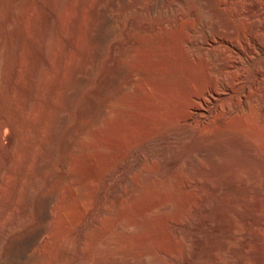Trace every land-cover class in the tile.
Returning a JSON list of instances; mask_svg holds the SVG:
<instances>
[{"label":"rangeland","instance_id":"obj_1","mask_svg":"<svg viewBox=\"0 0 264 264\" xmlns=\"http://www.w3.org/2000/svg\"><path fill=\"white\" fill-rule=\"evenodd\" d=\"M17 1H21L19 3L20 5L15 4L18 3ZM20 1L0 0V34L3 38H6L3 41L6 45L3 43L2 46H5V50H3L2 47L0 49V53L2 54L3 52V57L0 56V58L3 59L1 60L2 62L0 61V80L2 79V82L0 81V119H5L4 121L9 122V124H11L10 126H12L9 127L11 128L10 130L8 127L5 128V133L9 134L15 131V134H17V137H19L20 140H18L16 142L17 144H14L13 146L7 142L8 139L6 138H3L0 142V165L6 167L8 171L7 174H9L3 182L2 193L0 192V241L4 239L6 234L13 231V226L15 230L18 228V225L22 226L24 225V221L27 223L28 220L34 217L28 209L21 204L20 191L22 194L23 189L18 192L19 195H17L15 200H12L11 202L9 199V190L12 189V181L14 178H20L23 184H25V182L28 183L31 177V166L27 169H22L21 167H18L20 165L15 166L16 164L14 161V165L11 163L13 166L12 168V166L6 162V150L2 149V147L8 143L9 149L13 148V150H15L18 147L14 151L15 155L18 153L22 154V149L27 147V140L31 137L35 146L33 154L46 151L51 157L48 156L47 159L50 161V165L53 167L52 169L56 172L59 170L61 171L62 167L58 162L59 155L55 154L56 152L51 151L53 150L50 148L51 145H45L43 142L44 140H41L40 138L43 137L42 139H45L44 136H46L47 133L45 131H48L50 125L52 126V120L54 121L55 117L57 118L65 115L68 116L69 120L70 117H72V121L70 120V122H72V143H74V145L82 143L79 135L86 130L88 122H86L85 119L76 122L75 118H77L79 112L83 109L81 108L83 107V101H81L82 104L80 101H73L69 104L66 101H61L63 99V94L60 93L63 91L62 89H64V86L66 87L68 83H70L71 79L72 81L74 79V82L72 83H76L75 78L77 79V74L78 76H87L89 71L92 69L94 70V67L96 71L95 63L91 61L92 59L89 58L90 56L88 53H85L87 52V39L83 38L84 35L86 37L85 32L89 21L90 8L96 0H61L59 8L55 6L56 4H54V0ZM31 1H33V3ZM199 1L201 4V19L204 23L203 34H207L217 28L215 26L220 24L224 13L218 10L220 13L216 11L214 13L215 15H211L214 4L210 0ZM23 2H25V4L28 2V5L31 4L32 6H29L30 8L32 7L30 11H33L32 13L30 12L31 16L28 15L29 19L27 22L25 20L24 25L20 26L18 25V21L19 16L21 15V9L24 6H28L25 4L23 6ZM186 2L188 1L117 0L115 1L116 5L114 4L112 6V8H114H111L109 12L111 15L114 14L115 16L109 29H112L113 35L117 34L114 37H120L122 35L121 26L123 23L121 21L127 20L128 18H125L133 16V13L138 14L141 18L146 19L148 17V20L157 22L156 20H161V17H164V15L166 17L168 15L169 8L171 9L177 4H186ZM243 2H245V0H240L239 2L238 0H235V2L231 3L232 7L231 5L228 6L227 10L232 12L233 9L235 10L240 5H243ZM155 3L159 7L158 11L148 12L147 8ZM20 6L23 7L21 8ZM145 6L148 7L145 8ZM66 10L67 12H65ZM137 10L139 13H137ZM63 11L68 16L65 17ZM38 12L40 14H37ZM74 13L76 14L75 16L73 15ZM8 14L11 17H9ZM8 17L10 18V21L12 20L11 22L8 21ZM38 17L41 18L42 21H45V23L49 21L46 24L50 25V35L53 33L52 36L54 38H50L51 42H55L52 43L53 51L57 49L53 54L60 57L63 56L61 55L63 52L65 53L72 49V51L70 50L68 52L69 54L67 52L65 53V61L61 64L63 69V72L61 71L62 73H59L58 71V66H60L57 63L59 60L58 57L56 59V64L54 61L56 56L54 55L55 58L53 57L54 59H52L51 57L53 55L51 54L52 56L50 59L47 53L48 51L46 52L48 49V45L46 44L48 42L46 40L48 39H46L47 37L43 28L45 23H43L44 25L37 24L35 26L34 20L35 18L39 19ZM69 17H72L71 27L68 24L69 21H67ZM73 17H76V19L74 20ZM187 18L189 19L190 17ZM187 18L183 19V21L178 24H182L183 26L185 23L195 24L193 17L189 20ZM83 23L86 24L83 25ZM221 23L224 22L222 21ZM49 25L47 26L49 27ZM182 25H165L164 27H161L160 30H166L165 32L168 31L167 34H172L171 36H168L172 37L175 35V31L179 30ZM240 26L242 29L239 30L244 31L243 23L242 25L240 24ZM21 27H24L26 30ZM51 27L53 28V31ZM12 28L15 30H12ZM222 28L224 32L225 28ZM228 30L224 33L229 38V41L232 43L240 41V33H237L236 35L232 30ZM26 32H29V34ZM26 34L33 37L30 39L33 43L26 40ZM16 35H19L20 39L17 38V41L19 39V44L15 41L17 37ZM23 36H25L26 41L23 40ZM173 37L171 39H173ZM156 38L157 36L155 39ZM77 40L78 42L79 40L82 42H79V44ZM157 40L159 41V38ZM65 43L68 48L64 47ZM53 44L55 45L53 46ZM15 45L17 47L24 46L25 49L22 47L23 55L25 54L26 56H23V59L28 57L27 53L29 52V49L32 47L38 49H31L32 51L30 52H34V54L30 56L32 59H36H34V61L39 60V62L42 63H39L40 66L36 69V71L39 72H35L33 77L28 74L25 66L22 67L23 70L21 69V72L15 73L16 70L14 68H16L15 56L17 49ZM29 46L31 47L29 48ZM63 47L66 48V50L63 49ZM220 47V44L217 47H210V49L207 50L208 52L205 53L207 59L217 60L216 57L221 53H223L222 56L231 59V51L229 52V48H226L225 46ZM41 57H44L45 60L43 58L40 59ZM161 57L163 58L152 57L151 59L154 58V60L150 59L152 61H150L151 63L148 61L149 63L147 67H153L150 68L152 69V73L150 70L136 73L135 77L137 76V82L140 83V86L143 84L150 85L163 78L162 72L164 70L162 71V66L166 65L165 62L167 59H165V56ZM243 59V72L245 71L244 73L248 76V81L244 83L243 86L238 81L235 82V87L233 86L230 92L219 91L218 93L213 94V96L208 95V101L213 102L210 104L212 112L209 116L203 117L204 119H200L195 115L191 121L183 122L177 115H163V110L165 111L167 108L161 102L162 100L160 101V99L157 98L155 89L143 91L142 88H139V90L132 88L131 93L136 92L137 98L133 100L127 97L128 99L124 102L122 101L123 103L121 101H111L109 102L111 104H107V102L103 103V101H99L101 103V109L109 108L114 112L116 110L119 114H114V116H112V114L109 116V120H105V124H102L98 129L96 128V134L94 133L96 137L93 136L94 138H92V140L90 139L92 142L90 140L87 142L88 146L86 144L87 148H85L82 153L72 154V164L70 165L72 181L66 182L62 186L59 193V201L57 200V202L61 203L59 204L55 202V205L53 206L54 210L52 209V220L54 222L51 221V225L48 227L50 230L47 229L40 245L38 244L34 251L29 250L27 255L21 257L18 255L20 248L19 241H14L10 245L7 254H0V259L5 262L4 264H264V198H261V200L258 201L259 203L257 202L258 207L254 206L255 199L259 197V195L264 197V130H262L264 129V125H261L264 124L262 123L264 122V120H262L264 119V115H262V113H264L262 112L264 111V108L261 107L264 105V80L260 83H257L254 80L258 64L264 66V56L254 58L244 57ZM66 61L68 64L66 63L65 65ZM52 65L58 66L54 67ZM74 65L78 67V70L75 71L76 67ZM159 65H161L160 73L158 70ZM63 66L65 67L63 68ZM155 68H158V71H155ZM41 69L42 71L40 72ZM46 70L49 72L47 73ZM45 72L47 73L46 81L44 80L46 78H43L45 77ZM229 73H233L235 76L238 74L237 76H239L241 70L239 72L237 69H231L229 70ZM19 74L22 75L21 78L23 77L25 79L22 78V80H24L23 82L19 79ZM65 74H67V76ZM35 76L37 77L35 78ZM68 76H71V79L68 78ZM73 76L76 77L74 78ZM38 77H41L42 79H39ZM49 77L50 80H48ZM30 79L31 81L34 80V83H31ZM60 80L62 81L61 83L58 82ZM126 81L127 80L124 79L121 84H125ZM35 82H45L46 84L48 82V84L44 85L43 83V90L40 88L39 84L35 85ZM54 82L57 84L55 86L56 89H54L56 91L52 92V96L50 95L47 97V91L50 89L49 84L51 86ZM32 85L34 87L38 86L39 88L36 87V90L32 88ZM46 86H48V89L45 92V89L47 88ZM39 89H41V91ZM8 90L13 93L11 92V94ZM20 95L21 97H24L21 98ZM26 98H28L29 101H27ZM49 98H51V100H49ZM149 103L151 105H148ZM237 103H241V106L236 105ZM65 104L68 106L71 105L72 107H68ZM79 104H81V106ZM34 105L36 107H34ZM139 105H141V107ZM244 105V110L240 112V108L243 109ZM34 109L36 110L35 112ZM159 110L160 112H158ZM237 111L239 113H237ZM238 115H240V117ZM241 115H243V120L241 119ZM244 116H246L247 119ZM230 117L231 119H228ZM253 117L256 121H260L257 122V124H254L256 121H254ZM155 118H157V120ZM236 118H238L239 122L235 121ZM252 118L251 125L253 124L252 127L254 129H250L252 127L248 128L251 125H247L248 127L246 126V124L250 123H246V127L244 128V123H241V121L246 119L244 122H249ZM36 120H39V122ZM221 121L226 123L223 124ZM198 124L201 125L200 127L202 130L198 127ZM218 124L221 126L223 124L227 127L222 126L221 128ZM241 124H243V127ZM215 125L216 128L214 127ZM209 126L213 127V132ZM100 129L102 130L100 131ZM190 129L192 131L194 129H200L203 134L200 132L198 135L192 131L190 132ZM210 130L211 132H209ZM206 131L208 133H206ZM204 132L206 134H204ZM90 143H93L94 145H90ZM27 149L25 148L24 150L26 151ZM17 150L22 151L18 152ZM162 150H165L168 154L165 153V151L162 152ZM83 155L86 156L84 157ZM165 155H171V157L175 155L179 158L174 166L166 167L165 169L160 167ZM134 160L137 161L135 164H133ZM211 161L213 163H211ZM198 165H201V167ZM242 174L243 177H240ZM254 177H258L256 181L260 185L262 191L261 194H258L257 191L251 192L247 186L246 182H249L250 179ZM147 178L152 182L150 188L139 190L137 186L135 187L134 181H138L139 184L143 185L146 183ZM198 179L200 180L198 181ZM23 180L26 181L24 182ZM211 183L217 187L227 188L228 190L223 193L224 195L222 194L220 196L215 190H213V188H211ZM230 189L232 191H230ZM3 192L5 194H3ZM227 192L229 194L231 192L230 196ZM179 196L181 199L179 198L178 201H182L184 200L182 198H186L184 200L186 203L182 201L184 203V205H182L186 207L181 205L182 209L184 208L183 211H180L181 208L177 205L176 209L174 206L173 209L167 212V214L152 212L148 216L149 223L153 227L151 231L141 233L136 231L132 226H128L122 230L116 228L117 223L126 217L141 220L146 212L148 204L151 203L154 206H160L164 203H170L174 198H178ZM237 196L241 198L239 199ZM63 199H65V203L63 202ZM203 204L209 205V209L203 210ZM54 215L57 216L54 217ZM33 219L35 220V223L41 224L40 220H37L35 217ZM8 221L9 224L11 221L12 223L9 225ZM214 221L220 222L218 228L214 226ZM57 222L59 223L57 224ZM232 223L236 224L230 229L229 224ZM2 225L4 228H2ZM49 231L50 233H48ZM188 233H194L199 236L209 235L215 238L219 237L220 239H225L227 244L225 247L218 249L219 252L216 256L209 254L193 257L191 243L186 237ZM74 236L79 238L74 240ZM72 237L74 239H72ZM14 243H16L17 246H14ZM50 250L51 255L48 254L50 253ZM67 250H69L70 255L65 258L63 252ZM87 250H89V253ZM10 251L12 252L10 253ZM33 252L41 253L40 256L42 254L44 256H46L45 254H48V257H51H44L45 260L42 261L40 259L35 260L32 256Z\"/></svg>","mask_w":264,"mask_h":264},{"label":"bare ground","instance_id":"obj_2","mask_svg":"<svg viewBox=\"0 0 264 264\" xmlns=\"http://www.w3.org/2000/svg\"><path fill=\"white\" fill-rule=\"evenodd\" d=\"M27 1H30V0H27ZM54 1H55L54 4H56L55 6H57V8H59L61 0H54ZM115 1H117V0H96L95 3H93L92 7L90 8L89 21H88V25L86 27L87 30L85 32L86 37L84 35L83 38L87 39V50H86L87 52H85V53L86 54L88 53V55L90 56L89 58L92 59L91 61H93L95 63L96 71H95V67H94V70L92 69L91 71H89V74L87 76L86 75L85 76H83V75L78 76V74H77V79L75 78L76 76L75 77L73 76L75 78V82H76L75 84L72 83V82H74V79L72 81V79L70 78L72 76V74H71L70 77L68 76V78L71 79L70 83H68V85L66 87L64 86V89L61 88L63 91L60 90L63 92V93L62 92L60 93V94H63L62 95L63 99L61 101H66L69 104H71L73 101H76V102L80 101V103H81V101H83L82 102L83 104L81 103L83 105V107H81V108H83V109L81 111L78 110L80 112H79L77 118H75L76 122L82 121L83 119H85V121L88 122V126L86 127V130H84V132H82V134H81L82 136L79 135L81 140H82V143L79 145H74V143H72V122H70L72 117H70V120H69L68 116H65V115L61 116V117H57V118L55 117L54 121L52 120V122H53L52 126L50 125V128L49 129L47 128L48 131H45V132H47L46 136H44L45 139H42L43 137L40 138L41 140H44L43 142L45 145H47V146L51 145L50 148L53 149L51 151L56 152L55 154L59 155L58 162H59V165L62 167V170L61 171L59 170L58 172H56V171H54V169H52L53 167L50 165V161L47 159L49 156V153H47L46 151L41 150L42 152H39L38 154L36 152V154L34 153L35 155L33 154V151H34L33 149L35 146H34L33 139L31 137L27 140L28 149H27V147H25L27 149L25 151L24 150L25 148H23L22 149L23 151L21 150L22 154L18 153L17 155H15L14 151L18 147L16 149L14 148L15 150H13V148L9 149L8 143L6 145H4V147H2V149L6 150L5 159H6V162L8 164H10V166H12L11 163H13V165H14V161L16 164L15 166L20 165L18 167H21L22 169H25V168L27 169V168H29V166H31V168H30V176L31 177H30L28 183L25 182L26 180H23L25 182V184H23V182L21 181L20 178H14L13 177L14 180L12 179L13 180L12 181V189L9 190L10 194H9V192H8V194H9V199L12 202V200H15L17 195H19L18 192L21 189H23L22 194L20 191V195H21L20 200H21L22 206L25 207L26 209H28V211L37 220H40L41 224L35 223V220L33 219L34 218L33 217L30 220H28L27 223L24 221V223H23L24 225H22V226L18 225L17 226L18 228H16L15 230H14V226H13V231L11 230L12 232L11 233L9 232L8 234H6L4 239L0 241V254H7L9 252L10 245L14 241L15 242L19 241V247L20 248H19L18 255L23 257V256L28 254L29 250L34 251L35 247L38 246V244L40 245V243L42 242L43 235L46 233L47 229H49L48 227H49V225H51V221H53L52 220V218H53L52 209H53V206L55 205V202L59 203V202H57V200L59 199L60 190L66 182L72 181V171L70 170V165L72 164V154L82 153L84 151V149L87 148V146H88L87 142L90 139L92 140V138H94L93 136L96 137V135H95L96 134L95 133L96 128L98 129L100 126H102V124H105V120L106 119L109 120L108 118H110L109 116H111L112 114H113L112 116H114V114H116V115L119 114L116 112V110L114 112L109 108H105V109L102 108L101 109V103L99 101H103V103L107 102V104H111V103H109L111 101H119V102L123 101L124 102L126 99H128L127 97L135 100L137 98L136 92L131 93L132 88H134L136 90H139V88H142L143 91H145V90L147 91L148 89H155V92L157 94V98H159L160 101L162 100L161 102L167 108L165 111L163 110V112H164L163 115L164 114L166 116L167 115H169V116L177 115L178 118L183 122L191 121L195 115L201 119L203 117L209 116L212 112V108H211L210 104H212L213 102L208 101L209 100L208 95L213 96V94L218 93L219 91L230 92L232 90L233 86L235 87V84H236L235 82L238 81L243 86V84L248 81V76L244 73L245 71L243 72L244 66H242V63H244V62H242V59L244 57L254 58V57L264 56V0H245V2H243L244 4L242 3L243 5H240V6L238 5L239 7L238 8L236 7L237 9H235V10L233 9L232 12H230L227 9H228V6L231 5V3L235 2V0H210L214 4V8H212L213 12L211 11L212 12L211 15H215L214 13L216 11L220 10L221 12L224 13V16L222 18V21L224 23H221L222 22L221 21L220 24L215 26L217 28H215L213 31H211L210 33H207V34H203L204 23L201 19V4H200L199 0L198 1L195 0L196 2L190 1V0H185L188 2H186V4H183V5H179L176 3L177 4L176 6H173L171 9L169 8L168 15L166 17H165V15H164V17H161L162 18L161 20H156L157 22H155V21L152 22V21L148 20L147 19L148 17L146 19L141 18L140 16H138V14H134V13L132 14V12H131V14L133 16L126 17L125 19L128 18L127 20L121 21L123 23L121 26V34L122 35L120 37L119 36L114 37L117 34L113 35L112 29L111 28L109 29L110 24H112L111 23L112 20H114V18H115L113 13H112L113 15H111L109 13L110 9L115 4ZM239 1L240 0H238V2ZM20 2L15 3V4H19ZM31 2L33 3V1H31ZM34 2H36V1H34ZM22 4L24 6L25 2H23ZM25 5H28V2ZM29 6H32V5L30 4L28 6H24L26 8H24V7L22 8L20 6L22 8L21 9L22 11L20 10L22 13L20 12V14H21L19 16L20 22L18 21V23H19L18 25H20V26L24 25V21L26 20V22H27V20L29 19V16H31L30 14L32 13L33 10L30 11L32 7L30 8ZM147 7L148 6H145V8H147ZM231 7H232V5H231ZM23 9H24V11H23ZM158 9H159V7L155 3L154 5L149 6L147 8V11L148 12H157ZM162 11H164V10H162ZM63 12H61V13H63ZM65 12H67V10ZM133 12H134V10H133ZM137 13H139L138 10H137ZM218 13H220V12L218 11ZM17 14H18V12H17ZM37 14H40V13L38 12ZM131 14H129V15H131ZM73 15L75 16L76 14L74 13ZM211 15H210V17H211ZM66 16H68V15H66V13H65V17ZM70 16H72V15H70ZM9 17H11V16L9 15ZM187 17H190V18L193 17L195 20V24L194 23H188V24L185 23L186 25L184 24V26L182 24H178V23H181L183 21V19H186ZM13 18H14V16H13ZM64 19H66V18H64ZM68 19H67V21L70 22V23L68 22V24L71 27L72 26V17H69ZM75 19H76V17L74 18V20ZM8 21L11 22L12 20L10 21V18H9ZM48 22H46V23H48ZM29 23H30V21H29ZM43 23H45V21H42L41 18H39V19L35 18V20H34L35 26L37 24H43ZM46 23H45V25L43 24L44 27L41 25L44 28L45 35L47 37L46 39H48V40H46L48 42V43H46L48 45L47 46L48 49L46 50V52L48 51L47 53L49 55V58L53 55L51 58L54 59L55 54H53V52L55 53V51H57V49L56 50L54 49L55 51H53L52 43H55V42H51V39L54 37L52 36L53 33H51L52 35H50V25L46 24ZM242 23L245 27L244 28L242 26L244 31L239 30V29H242L240 26V24L242 25ZM84 24H86V23H83V25ZM175 24L182 25V27H180L179 30H176L177 32L175 31V33H174L175 35H173L175 37L172 36L173 39H171L172 37H170L172 34H169V33L167 34L168 31L165 32L166 30L165 31L160 30L161 27H164L165 25H171L172 26ZM47 25H49V27ZM205 26H208V25H205ZM24 27H21V28H24ZM222 27L225 28L224 32H226V30L229 29L228 31L232 30L234 33H236V35H237V33L238 34L240 33V36H241V38L239 37L240 41H237V43L236 42L232 43L231 41H229V38L223 32ZM14 28H12V30ZM83 28H84V26H83ZM52 31H53V28H52ZM70 31H72V30H70ZM26 33L29 34V32H26ZM14 34H16V33H14ZM168 35H170V36H168ZM16 36L17 37H16L15 41H17V38H19V35H16ZM29 36H31V35H27L26 40L30 41V39L33 37L32 36L29 37ZM156 36H157V38L155 39ZM23 37H24L23 40L26 41L25 36H23ZM158 38H159V41L157 40ZM4 39H6V38H3V36L0 34V49L3 46ZM19 39L17 41L18 44H19ZM36 39H38V38H36ZM5 42H6V40H5ZM77 42H78V40H77ZM79 42H80V40H79ZM30 43H33V42L30 41ZM219 44L221 45V47L225 46L226 48L227 47L229 48L228 49L229 52L231 51V53H230L231 59H229L228 57L222 56L223 53L220 52L221 54H219L216 57L217 60H214V59L208 60L206 57V54H205L206 52H208L207 50L210 49V47L213 48V46L217 47ZM4 45H6V44L4 43ZM33 45H35V44H33ZM54 45L55 44H53V46ZM4 47H2L3 50H5ZM22 47L24 48V46H22ZM22 47L19 46L16 49V56H15L16 57V61H15L16 68H14L16 70L15 73L21 72L20 70L22 69L23 66H25L27 68L28 74L33 77L35 72H37L36 69L38 68V66H40L39 63L40 64H42V63L39 62L38 59H37L38 61H34L35 58L32 59V57H30V56H32V54H34V52H32V53H30V52L32 51L31 49H36V50H38V49L35 46H34L35 48L32 47L31 49H29L31 47V46H29V48H28L29 52L28 53L26 52L28 54V57L27 58L25 57L26 59L25 58L23 59V56H26V55L25 54L23 55V48ZM27 47H28V44H27ZM64 47H67L66 43H65ZM64 47H63V49L66 50V48H64ZM79 48H80V46H79ZM216 49H218V48H216ZM70 50L72 51V49H70ZM69 51H66V52L68 53ZM65 53L63 52V54H61L63 56H60V57H58V55L57 56L55 55L56 56V58L54 60L55 63L57 61L56 60L57 57L59 59L57 61V63L60 65V66L57 65L59 73L63 72L61 64H63L64 63L63 61H65L64 60L65 59ZM2 54H3V52H2ZM2 54L0 53V56L3 57ZM231 54H232V56H231ZM214 55H215V53H214ZM225 55H227V54H225ZM161 56H165L166 57L165 59H167L165 62L166 65L162 66V71L164 70L162 72L163 78L161 80H158V81L150 84V85L143 84L142 86H140L139 85L140 83L137 82L138 81L137 76L135 77L136 73H138L140 71L145 72L147 70H150V72L152 73V69H150V68H153V67H147L148 63L151 60H154V58L151 59L152 57L163 58ZM42 58L44 59V57H41L40 59H42ZM1 60H3V59L0 58V61ZM51 62H52V60H51ZM66 63H67V61L65 62V65H66ZM43 64H44V61H43ZM52 66H54V65H52ZM57 66H54V67H57ZM74 66L76 67L75 71L78 70L77 69L78 67L76 65H74ZM160 66L161 65L158 66L159 69L157 68L159 70V73L161 72ZM64 67L65 66H63V68ZM157 69L155 68L154 70L156 71ZM231 69H237V71H239V72L241 70L240 75L239 76H237L238 74L236 76L233 75V73L235 71L233 73H229V70H231ZM47 70H46V72L48 73L49 71H47ZM64 70H66V69H64ZM41 71H42V69L40 70V72ZM23 73H24V71H23ZM47 73L46 74L43 73L45 76L43 78H46V79H44L45 81L47 80V76H46ZM148 73H149V71H148ZM255 74L256 75H255L254 80L257 83L262 82L264 80V66H260V64H258ZM49 75H50V73H49ZM65 75L67 76V74H65ZM68 75H70V74H68ZM16 76H17V74H16ZM21 76L22 75H20L19 79L22 80L23 77L21 78ZM36 77L37 76H35V78ZM15 78H18V77H15ZM35 78H32V79H35ZM38 78L40 79L41 77H38ZM53 79H54V77H53ZM124 79H126L127 81L125 82V84L122 85L121 83H122V81H124ZM24 80H22L21 82H23ZM48 80H50V77ZM65 80H67V79H65ZM30 81H31V79H30ZM33 81H31V83ZM48 82H51V81H48ZM48 82H47V84H48ZM58 82L61 83L62 81L60 80ZM40 83H42V82H40ZM40 83L37 82L35 85L39 84L40 88L44 90L43 83H44V85L46 83L45 82H43L42 84H40ZM66 83H67V81H66ZM66 83H65V85H66ZM72 84H73V86H72ZM41 85H42V87H41ZM56 85L57 84L55 82H54V84H51L52 87L49 84L50 89L47 91V97H49L53 91L54 92L56 91V90H54V89H56L55 88ZM2 86H3V84H2ZM36 87H38V86H36ZM36 87H34L32 85V88L36 89ZM46 87L47 88L45 89V92L48 89V86H46ZM152 87H154V88H152ZM41 89H39V90L41 91ZM8 91L10 93L12 92L10 90H8ZM32 91H34V90H32ZM42 92H44V91H42ZM45 92H44V94H46ZM57 93H59V92H57ZM13 96H14V94H13ZM62 96H61V98H62ZM20 97H21V95H20ZM23 97L24 96H22L21 98H23ZM56 97H57V95H56ZM46 99H48V98H46ZM26 100L29 101L28 98H26ZM49 100H51V98H49ZM30 103H31V101H30ZM59 103H60V101H59ZM131 103H132V101H131ZM134 103H136V102H134ZM245 103H246V101H245ZM81 104H79V105L81 106ZM128 104H129V102H128ZM240 104L237 103L236 105H240ZM247 104H248V102H247ZM35 105H34V107H36ZM148 105H151V104L149 103ZM66 106H68V105H66ZM70 106H68V107H70ZM80 106H79V108H80ZM139 106L141 107V105H139ZM263 106L264 105H262L261 107L264 108ZM148 107H150V106H148ZM152 108H154V107H152ZM244 108H245V105H244L243 109L240 108V112L243 111ZM55 109H54V111H55ZM230 109H232V108H230ZM35 111L36 110L34 109V112ZM238 111H237V113H239ZM39 112H40V110H39ZM149 112H151V111H149ZM158 112H160V110ZM262 112H264V111H262ZM229 113H230V111H229ZM220 114H222V113H220ZM61 115H63V114H61ZM262 115H264V113H262ZM130 116H132V115H130ZM217 116H218V114H217ZM238 116L240 117V115H238ZM242 116L243 115H241V119H242ZM244 117H246V116H244ZM50 118H52V117H50ZM145 118H147V117H145ZM238 118H236L235 121L239 122ZM253 118L249 122L248 121L244 122L247 119V117H246V119H244V121H241V119H240L241 123L242 122L244 123V128L247 125L248 126L251 125V121L253 120ZM34 119H35V117H34ZM120 119H122V118H120ZM155 119L157 120V118H155ZM228 119H231V117ZM4 120L5 119H3V120L0 119V142L3 140V138H6V139H8L7 142H9V144L13 146L14 144H17L16 142L19 140V137H17V134H15V131L13 129L12 130L14 132L9 133V134L5 133L6 130H4V129L7 127L8 128L12 127V126H10L11 124H9V122H6ZM262 120H264V119H262ZM36 121L39 122V120H36ZM254 121H256L255 118H254ZM259 121L260 120L254 122V124L255 123L257 124V122H259ZM221 123L225 124L226 122L221 121ZM246 123H250V124H246ZM262 123H264V122H262ZM220 124H218V125L221 126ZM223 124H222V126H224ZM245 124H246V126H245ZM242 125L243 124H241V126ZM261 125H264V124H261ZM200 126L201 125H199L198 127H200ZM219 126H218V128H219ZM222 126H221V128H222ZM252 126H253V124L251 126H249L248 128H250ZM193 127L195 128L194 125H193ZM211 127L209 126V128L213 132L214 129H213V127L212 128ZM214 127L216 128V125ZM224 127H227V126L225 125ZM10 129L11 128H9V130ZM191 129H192V127H191ZM191 129H190V132L192 131ZM200 129H201V127H200ZM200 129L199 130L194 129L192 132L197 133V134L201 132L203 134V132L200 131ZM250 129H254V128L252 127ZM261 129H262V127H261ZM30 130H31V127H30ZM101 130L102 129H100V131ZM211 130L209 132H211ZM262 130H264V129H262ZM207 131H206V133H208ZM37 132H39V131H37ZM206 133L204 132V134H206ZM24 136H25V134H24ZM86 144H87V146H86ZM92 144L93 143H90V145H92ZM37 145H39V144H37ZM37 148H39V147H37ZM19 149H20V147H19ZM17 151L19 152L20 150H17ZM17 151H16V153H17ZM164 151L165 150H162V152H164ZM165 153H167V152L165 151ZM171 155L170 156L169 155L164 156V158L162 159L163 161L161 162V166H160L161 168L163 167L166 169V167H170V166L175 165V163L178 161L179 157L177 158V156H175L176 154L173 155L172 157H171ZM167 156H169V157H167ZM83 161H85V160H83ZM212 161H211V163H213ZM16 162H18V163H16ZM136 162L137 161L134 160L133 164H135ZM158 162H160V161H158ZM188 166H189V164H188ZM198 166L201 167V165H198ZM209 166H210V164H209ZM12 168H13V166H12ZM55 169H56V167H55ZM157 170H158V168H157ZM7 173H8L7 168L0 165V192L2 191V185H3V182L5 181V178H7V176H9V174H7ZM26 174H27V171H26ZM10 177H12V176H10ZM240 177H243V174H242V176L240 175ZM257 178L254 177V178L250 179L249 182H246V183H247V186L251 192L257 191L258 194H261L262 191H261L260 185L256 181ZM199 180L200 179H198V181ZM174 182H176V181H174ZM151 184H152V182L148 178L146 179V183L143 185L139 184L138 181H134L135 187L137 186L139 188V190L148 189L151 187ZM212 185H211V188H213V190H215L220 196L228 190L227 188H224V187H217L215 185H213V186ZM3 191H4V189H3ZM230 191H232V190L230 189ZM5 192H7V191H5ZM3 194H5V193L3 192ZM230 194H231V192H230ZM230 194H229V196H230ZM60 195H64V194H60ZM237 197L239 199L241 198L239 196H237ZM176 198H174L173 201H171L170 203H164L160 206H154L150 203L147 205L146 212L144 213L143 218L141 220L136 219V218L132 219V218L126 217V218L121 219L117 223L116 228L118 230H122L128 226H132L136 231L141 232V233L151 231L153 227L149 223L148 216L152 212H159L161 214H167V212H169L171 209H173L174 206L176 209L177 205H179V207L181 208L180 211H183L184 208L182 209V206L184 205V203H186L184 201L186 198H182V199H184V200H182V201H184V203L181 200L180 201L182 203L180 201H178L180 196L177 199ZM261 198H264V197H261V195H259V197H257L255 199L254 206L258 207L257 204L259 203L258 201L261 200ZM249 199H250V197H249ZM64 200L65 199H63V202H64ZM178 202L181 204H179ZM183 207H186V206H183ZM202 209L208 210L209 205L203 204ZM57 215H54V217ZM11 223H12V221H11ZM58 223L59 222H57V224ZM8 224H9V221H8ZM18 224H19V222H18ZM52 224H54V223H52ZM235 224H233V223L229 224L230 229ZM3 225H4V222H3ZM3 225H2V228H4ZM214 226L218 228L220 226V222L214 221ZM48 233H50V231ZM186 237L191 243L192 256L193 257H199L202 255H209V254L216 256L219 252L218 249L225 247L227 244V241L225 239H220L219 237L215 238V237H211L209 235L199 236V235L194 234V233H188ZM70 238H71V236H70ZM74 238L72 237V239L77 240L79 237L74 236ZM14 244H15L14 246H17L16 243H14ZM47 244H49V243L47 242ZM49 246H50V244H49ZM11 252L12 251H10V253ZM47 252H48V250H47ZM49 252L50 253H48V254L51 255V250ZM87 252L89 253V250H87ZM63 253H64L63 256H65V258H66V256L68 257L70 255L69 250H67ZM40 254L33 252L32 256L35 260L40 259L41 261L45 260V258L48 257V254H45L46 256H44L43 254H42L43 256L42 255L40 256ZM49 257H51V256H49ZM4 263L5 262H3L0 259V264H4Z\"/></svg>","mask_w":264,"mask_h":264}]
</instances>
